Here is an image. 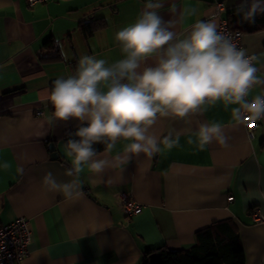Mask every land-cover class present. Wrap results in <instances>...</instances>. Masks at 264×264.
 Wrapping results in <instances>:
<instances>
[{
	"label": "crops",
	"instance_id": "1",
	"mask_svg": "<svg viewBox=\"0 0 264 264\" xmlns=\"http://www.w3.org/2000/svg\"><path fill=\"white\" fill-rule=\"evenodd\" d=\"M215 1L162 0L164 6L157 12L175 22L179 38L197 21H213L218 28L220 18L231 20L244 33L245 51L256 57V75L264 78V14L248 23L236 14L241 0H219L225 10L217 15ZM146 3L47 0L30 6L27 0H0V162L11 164L8 171L0 169V223L30 218L32 238L23 264H141L147 248L191 247L199 231L226 219L239 226L245 264H264V222L252 215L255 208L264 209V120L255 138L249 139L245 124L232 115L231 109L239 105L226 109L217 103L191 116L190 125L179 118L158 119L152 132L161 140L173 130L180 132L182 147L151 158L141 153L124 162L117 156L124 155L125 141L111 152L103 145L97 158L107 159L110 166L101 174L85 166L79 176V199L48 191L43 184L48 172L61 183L73 179L65 174L71 167L65 145L66 135L78 123L50 121L51 84L75 74L84 55L105 59L109 65L122 59L115 35L136 22ZM91 18H103L106 24L86 37L79 24ZM49 38L56 40L61 53H68V60H42L49 52ZM154 63L149 59L142 67ZM263 95L264 85H256L247 99ZM213 121L223 125L229 147L213 142L197 151L187 143L189 136L195 139L200 123ZM52 143L59 153L56 158ZM120 191L141 202L143 211L127 216L116 198Z\"/></svg>",
	"mask_w": 264,
	"mask_h": 264
},
{
	"label": "clouds",
	"instance_id": "2",
	"mask_svg": "<svg viewBox=\"0 0 264 264\" xmlns=\"http://www.w3.org/2000/svg\"><path fill=\"white\" fill-rule=\"evenodd\" d=\"M162 0H147L136 22L119 30L115 39L123 58L112 64L93 55L79 58L76 72L53 81L49 96L56 121H77V127L65 145L71 158L66 175L70 182H58L52 172L43 177L51 192L68 199H79L83 188L79 180L85 166L101 174L110 166L107 159L97 158L95 145L104 144L111 152L118 142L125 141L127 162L132 155L143 153L148 158L182 147L180 132L173 130L162 140L152 132L153 125L164 117L179 118L190 125V117L202 115L210 107L222 103L232 108L233 118L241 120V109L251 120H264V97H247L253 86L264 85L256 75L255 56L248 57L213 21H197L184 38L173 30L175 22L165 21L158 14ZM175 11V9H173ZM191 15V11L188 12ZM236 14L248 23H255L257 14H264V0H241ZM65 60L68 53L62 52ZM149 59L155 63L144 66ZM190 130V129H189ZM189 136L187 143L197 151H205L213 142L229 147L230 137L220 122H204ZM11 164L0 162L8 171ZM23 173V168H17Z\"/></svg>",
	"mask_w": 264,
	"mask_h": 264
},
{
	"label": "trees",
	"instance_id": "3",
	"mask_svg": "<svg viewBox=\"0 0 264 264\" xmlns=\"http://www.w3.org/2000/svg\"><path fill=\"white\" fill-rule=\"evenodd\" d=\"M257 14L256 16H258ZM229 20V19H228ZM106 21L103 18L80 21L82 33L89 37L97 29L104 27ZM233 29V22L229 20ZM242 31V30H240ZM243 32V31H242ZM49 52L42 56L45 62H56L62 59L60 46L56 40L49 38L46 42ZM53 83L51 84V90ZM76 129L66 135V141ZM102 145H95L97 151ZM245 249L240 239L239 226L231 219L214 222L211 226L199 231L197 242L185 249H169L165 246L150 247L144 252L141 264H245Z\"/></svg>",
	"mask_w": 264,
	"mask_h": 264
},
{
	"label": "built area",
	"instance_id": "4",
	"mask_svg": "<svg viewBox=\"0 0 264 264\" xmlns=\"http://www.w3.org/2000/svg\"><path fill=\"white\" fill-rule=\"evenodd\" d=\"M30 6H34L47 0H27ZM225 10V5L222 1H215V14H219ZM217 30L231 40L233 44L240 50L245 51L243 43L244 33L240 30L233 29L227 18H220ZM248 57L254 54L247 53ZM255 66V63L253 61ZM256 67V66H255ZM264 97V95L262 96ZM254 99V98H252ZM252 99H248L251 101ZM38 115H42L43 111L38 110ZM250 113L241 109V120L247 128L249 139L255 138V131L259 125L260 120H251ZM116 198L120 207L129 217L137 215L143 211V204L133 198L129 192L120 191L116 194ZM229 200H233V196H229ZM253 218L257 222H264V209L255 208L252 212ZM32 238V228L30 218L26 216H19L9 222L0 223V264H23V260L29 253L28 245Z\"/></svg>",
	"mask_w": 264,
	"mask_h": 264
},
{
	"label": "water",
	"instance_id": "5",
	"mask_svg": "<svg viewBox=\"0 0 264 264\" xmlns=\"http://www.w3.org/2000/svg\"><path fill=\"white\" fill-rule=\"evenodd\" d=\"M50 147H51V151H52V157H53V158L58 157V156H59V153H58L57 150H56V146H55V144L52 143V144L50 145Z\"/></svg>",
	"mask_w": 264,
	"mask_h": 264
}]
</instances>
